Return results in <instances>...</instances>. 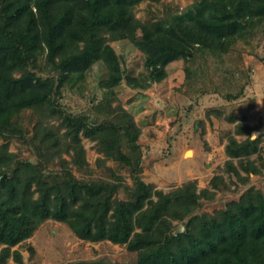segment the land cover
<instances>
[{
	"label": "trees",
	"instance_id": "1",
	"mask_svg": "<svg viewBox=\"0 0 264 264\" xmlns=\"http://www.w3.org/2000/svg\"><path fill=\"white\" fill-rule=\"evenodd\" d=\"M142 1L0 0V138L17 132L15 117L33 109L40 115L33 140L39 142L43 159L42 164L22 161L8 143L0 144V244L4 245L0 264L10 257L25 264L21 251L13 247L49 219L68 224L84 240L127 244L138 253L137 264H264V189L248 187L225 208L199 215L196 211L203 202L229 187L223 175H214L211 187L203 189L196 180L168 192L156 189L139 176L141 129L130 112L121 105L113 107L109 97L94 105L105 115L102 121L91 122L90 115L62 108L59 98L64 89L82 88L86 72L95 64L106 70L110 87L125 78V65L113 41L139 33L134 44L145 56L146 78L157 82L174 60H191L197 51L231 53L239 39L264 30V0H196L186 12L155 21L136 16ZM242 94L243 90L227 97ZM248 109L241 107L239 116L224 109L206 111L211 121L217 114L234 124L225 145L229 159L224 170L242 183L264 168V137H252L257 127L245 122ZM53 117L60 119V126L45 123ZM82 132L97 141L105 156L98 165L119 159L123 146L130 148L135 178L127 199L118 196L121 184L80 179L66 169L70 164L64 152L72 154L73 165L88 171ZM255 154L256 160L250 159ZM56 157L66 169L60 181L44 169Z\"/></svg>",
	"mask_w": 264,
	"mask_h": 264
},
{
	"label": "rangeland",
	"instance_id": "2",
	"mask_svg": "<svg viewBox=\"0 0 264 264\" xmlns=\"http://www.w3.org/2000/svg\"><path fill=\"white\" fill-rule=\"evenodd\" d=\"M195 1L145 0L136 6L135 13L143 21H155L184 13ZM139 38L138 33L130 39L111 42L127 73L120 84L108 86L106 70L95 64L86 72L82 88L64 89L59 98L62 108L74 115H90L91 122L102 121L105 115L98 113L94 105L109 97L113 107L121 105L130 112L141 129L142 171L139 176L156 189L168 192L192 180H196L199 189H203L211 187L210 181L214 175H223L229 187L221 188L214 200L203 202L196 211L199 215H212L225 208L228 202L238 200L248 187L264 189V168L260 174L250 176L246 183L231 177L224 170L225 162L229 159L225 145L228 137L234 133V124L229 123L224 115L212 114V121L206 116L207 110L214 109H224L229 115L236 112L239 116L241 107H248L245 122L257 127L252 137L256 138L259 134L264 137V30L239 39L231 53L197 51L191 60H174L166 66L165 78L157 82L146 78L148 68L145 56L134 44ZM241 90L243 94L239 98L230 100L227 97ZM39 120L40 115L33 109L23 110L14 119L19 130L9 132L6 139L0 138V144L8 143L9 150L22 161L32 160L42 164L40 144L33 140L34 127ZM45 123L58 127L61 121L53 117ZM247 136L236 135L238 139ZM80 138L90 165L88 171L73 165L72 154L64 152L62 156L70 164L66 169L70 168L72 174L80 179L121 184L118 196L127 199L135 178L130 166V148L123 146L124 154L119 159L110 158L106 166L98 165V159L105 157L98 150L99 144L83 132ZM189 150H193L191 155H187ZM250 159L256 160V154ZM59 162L60 158L56 157L53 162L43 164L46 173L53 175L52 178L59 176L57 181L62 180L66 170L59 166ZM234 162L237 164V159ZM3 247L0 244V251ZM13 249L21 251L25 264L138 262V253L130 250L127 244L81 239L68 224L54 219L46 220L32 237ZM1 264L17 263L10 257Z\"/></svg>",
	"mask_w": 264,
	"mask_h": 264
},
{
	"label": "bare ground",
	"instance_id": "3",
	"mask_svg": "<svg viewBox=\"0 0 264 264\" xmlns=\"http://www.w3.org/2000/svg\"><path fill=\"white\" fill-rule=\"evenodd\" d=\"M193 153V150H189L188 152H187V155H191Z\"/></svg>",
	"mask_w": 264,
	"mask_h": 264
},
{
	"label": "water",
	"instance_id": "4",
	"mask_svg": "<svg viewBox=\"0 0 264 264\" xmlns=\"http://www.w3.org/2000/svg\"><path fill=\"white\" fill-rule=\"evenodd\" d=\"M7 178V174H5L2 179H6ZM184 227L182 226L181 229H183Z\"/></svg>",
	"mask_w": 264,
	"mask_h": 264
},
{
	"label": "crops",
	"instance_id": "5",
	"mask_svg": "<svg viewBox=\"0 0 264 264\" xmlns=\"http://www.w3.org/2000/svg\"><path fill=\"white\" fill-rule=\"evenodd\" d=\"M248 123V122H247Z\"/></svg>",
	"mask_w": 264,
	"mask_h": 264
}]
</instances>
